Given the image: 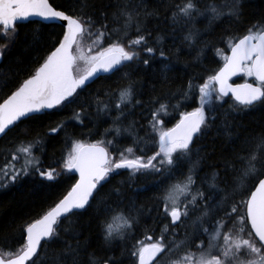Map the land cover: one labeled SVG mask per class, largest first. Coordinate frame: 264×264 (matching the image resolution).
<instances>
[{"label":"snow or ice","instance_id":"snow-or-ice-1","mask_svg":"<svg viewBox=\"0 0 264 264\" xmlns=\"http://www.w3.org/2000/svg\"><path fill=\"white\" fill-rule=\"evenodd\" d=\"M109 9H112L110 22L119 27H109ZM173 9L171 20L174 25H187L195 17L205 15L211 23L239 19L242 0H224L222 4L212 0L203 8L199 0H182L174 4ZM155 15L157 10H150L144 0H115L114 3L113 0H108V3L102 0L99 5L94 0H68L66 9L53 7L49 0H0V59L20 39V22L29 21L30 17L64 22L61 25L62 38L52 46L43 62L20 81L10 95L0 100V136H7L18 122H22V118H33V114L59 108L66 101L72 102L70 98L78 94L77 90L100 72L129 69L125 73L129 83L119 90V102L115 107L123 114L121 105L140 104L135 100L137 82L131 80V74L136 70L134 65L137 61L150 65V59H142L141 51L154 58L156 49L148 46L151 33L144 34L143 21ZM133 29L136 36L129 38ZM114 35L116 41L102 47L105 39L111 40ZM86 36L95 37L93 44L101 46L94 54L91 46L87 52L83 50L82 41ZM197 36L198 32L189 28L184 39L194 42ZM123 40H127V44ZM229 47L230 55L224 49L216 50L222 56L223 66L205 82L195 85L192 80L188 81L181 95L187 99L198 88L200 105L190 112H182L173 127L165 128L161 116L167 115L170 107L179 105L154 98L152 103L158 107L151 112V133L134 139V145L138 146L153 138L152 134L158 136L159 150L153 155H134L137 148L130 146L120 151L119 159H115L103 146V141L92 144L71 141L64 167L78 172L79 178L62 199L23 227L18 246L7 241L0 246V264H120L115 256L97 257L94 252H87L88 242L81 241L71 217L78 214L77 210L91 207L92 202L101 196L111 174L119 169H128L134 176L142 172L163 174L185 165L190 167L184 179L169 186L165 192L163 212L171 218L172 225L182 224L191 209L203 201L202 214L194 224L198 225L202 235L207 236V247H204L205 241L197 236L196 239L200 240L195 245L199 249L198 255L189 251L172 264H264V131L246 138L244 144L238 146L239 150H233L223 161V172L216 170L203 178V183L211 190L207 196L196 188V169L204 159L196 145L214 123L208 106L214 100H223L229 95L241 110L253 109L257 104L264 106V27L253 25L246 35ZM159 54L167 59L163 50ZM81 64L85 66L83 69ZM240 74L252 78V82L229 83L232 77ZM107 107L105 104L104 109ZM82 113L83 109L74 113L73 119L83 123ZM64 127V122H60L50 127L45 135L57 134ZM224 128L226 131L230 129L227 120ZM120 131L116 129L117 135ZM112 143L108 141V144ZM43 145L44 140L39 133L33 140L21 141L12 152L11 160L0 168V174L5 178L0 187H7L9 182L15 183L33 173L49 181L55 179L56 169H44L35 155L37 148L43 151ZM194 149L196 159H193ZM139 151L144 150L140 148ZM18 160L23 161L19 167L16 166ZM112 191L120 192L119 188ZM237 193L247 198L235 203ZM209 201L213 203L209 204ZM99 203L106 212L101 224L104 245L111 250L115 242L129 238L138 220L130 208L119 204L114 206L111 198H101ZM241 206L245 209L244 214H240ZM65 221L67 225L62 227ZM168 227H164L155 241H138V246H133L130 255L135 258L134 264H160L158 257L187 243L186 240L177 241L174 230L169 238L166 235ZM67 236L71 239L65 238ZM146 239L152 241L151 236Z\"/></svg>","mask_w":264,"mask_h":264},{"label":"trees","instance_id":"trees-1","mask_svg":"<svg viewBox=\"0 0 264 264\" xmlns=\"http://www.w3.org/2000/svg\"><path fill=\"white\" fill-rule=\"evenodd\" d=\"M49 1L58 9H66L68 6V0ZM94 2L99 5L102 0ZM103 2L108 3V0ZM181 2L182 0H144L150 10H157V15L147 17L143 21V27L146 29L144 34L151 33L148 36V46L155 48L156 52L154 58H150L149 54L141 51L142 59H150V65L145 66L137 61L134 65L136 70L131 74V80L137 82L135 100H139L140 104L133 102L127 107L121 105L123 114L115 107L119 102V90L129 83V78L125 76L129 69L122 68L99 75L82 89H78V94L70 98L72 102L66 101L59 108L33 114V118H22V122H18L7 136L0 137V168L11 160L12 152L21 141L33 140L39 133L44 140L43 151L37 148L35 155L39 157L44 169L52 167L57 173L51 181L33 173L15 183L9 182L7 187H0V246L5 245L6 241L18 246L23 227L54 206L75 183V172L64 167V159L70 150L71 141H103L109 154L115 159H119L120 151L130 146L137 148L134 155H153L159 150L158 136L152 134L153 138L148 139L147 143L141 142L138 146L134 145V139L147 137L151 133V112L158 107V104L152 103L154 98L159 97L162 102L179 105L170 107L168 114L161 116L163 126L171 127L182 112L193 110L200 105L198 88L187 99L181 93L186 89L189 80L195 85L202 84L221 67L223 59L216 50L224 49L227 54L229 45L246 35L253 25L260 24L264 27V0H242V15L239 19H222L210 23L209 17L205 15L195 17L187 25H174L171 20L173 5ZM210 2L212 0H199L201 8ZM215 3L222 4L224 0H215ZM111 11L112 9H109V27H119L118 24L113 25L110 22ZM61 25L37 19L19 23L20 39L5 52L0 61V100L10 95L19 82L43 62L52 46L62 38ZM189 28L198 32L194 42L184 39ZM135 36L133 29L129 38ZM93 40L95 37L84 38L82 47L85 52L90 46L92 54L100 49L101 46L94 45ZM115 41L114 35L111 40L105 39L102 47H107ZM122 42L127 44V40ZM160 50L164 51L167 59L160 56ZM246 79L252 81V78L246 76L235 81ZM105 104L108 105L106 110ZM213 107L215 111H212ZM82 109L83 123H80L73 119V115ZM208 111L210 116L214 117V123L208 134L197 142L196 147L200 149V156L204 159L195 173L196 188L204 191L206 196L211 190L203 183V178L216 170L223 172L224 159L229 158L233 150H239L238 146L243 145L246 138L264 131V106L259 104L253 109L241 110L231 96H228L223 100H214L213 104L208 106ZM225 120L230 126L228 131L224 128ZM60 122L65 124L63 130L57 134L45 135L50 127H55ZM117 128L121 130L119 135L116 133ZM108 141L113 143L108 144ZM140 148L144 151H139ZM193 159H196L195 149ZM189 167L190 165H185L179 170L165 171L163 174L142 172L131 176L128 169H119L111 174L101 190V196L92 202V206L77 210L78 214L71 217L80 233L81 241L88 242L87 252H94L97 257L115 256L120 264H134L135 258L130 255L133 246H138V241H155L168 225L166 235L169 238L174 230L175 239L186 240L187 243L171 253L162 254L158 260L160 264H172L189 251L198 255L199 249L195 245L199 244L200 240L196 237L199 236L205 241V247L207 236L199 232L194 221L202 214L204 202L201 201L197 207L192 208L188 218L178 225H172L171 218L163 212L166 190L177 181L183 180ZM2 181L4 180L0 179V182ZM115 188H119L118 194L112 191ZM219 195L222 196L223 193ZM101 198H111L114 206L119 204L121 207L130 208L138 220L129 238L115 242L111 250L104 245L101 232V224L106 215L99 203ZM242 198L247 197L237 193L234 202L239 203ZM239 211L244 214V207L241 206ZM66 225L67 221L62 227ZM208 226L211 227V224L208 223ZM147 236H151L152 241L147 240ZM65 238L71 239L70 236ZM49 254H52L51 250Z\"/></svg>","mask_w":264,"mask_h":264},{"label":"water","instance_id":"water-1","mask_svg":"<svg viewBox=\"0 0 264 264\" xmlns=\"http://www.w3.org/2000/svg\"><path fill=\"white\" fill-rule=\"evenodd\" d=\"M49 3H50V1H49ZM54 7V6H53ZM32 19H37V20H40V21H43L42 20V18H40V17H30L29 18V20H32ZM43 22H54V23H60V24H63L64 22H62V21H43ZM243 37V36H242ZM241 37V38H242ZM238 41V40H237ZM228 54L230 55V50H229V52H228ZM2 59H0V61H1ZM223 66V64L221 65V67ZM219 70V69H218ZM217 70V71H218ZM106 72H100V73H98L95 77H93L92 79H90L89 81H87L86 83H88V82H90V81H92L93 79H95L96 77H98L99 75H101V74H105ZM107 73H109V72H107ZM243 74H240V75H237V76H234V77H232V79H235V78H238V77H240V76H242ZM231 79V80H232ZM229 81V83H234V84H242V83H244L245 81H242V82H232V81ZM248 82H251V81H248ZM229 96H231V95H229ZM47 110H49V109H47ZM173 127V126H172ZM0 137H2V136H0ZM85 144H92V143H85ZM74 171V170H73ZM76 174H77V179L79 178V173L78 172H76V171H74ZM76 179V180H77ZM76 182V181H75ZM75 184V183H74ZM71 189V188H70ZM69 189V190H70ZM67 194V193H66ZM65 194V195H66ZM63 198V197H62ZM61 198V199H62Z\"/></svg>","mask_w":264,"mask_h":264},{"label":"rangeland","instance_id":"rangeland-1","mask_svg":"<svg viewBox=\"0 0 264 264\" xmlns=\"http://www.w3.org/2000/svg\"><path fill=\"white\" fill-rule=\"evenodd\" d=\"M22 163H23L22 160H18V161L16 162V166L19 167ZM0 179H1V180H4V179H5V178L3 177L2 174L0 175Z\"/></svg>","mask_w":264,"mask_h":264},{"label":"flooded vegetation","instance_id":"flooded-vegetation-1","mask_svg":"<svg viewBox=\"0 0 264 264\" xmlns=\"http://www.w3.org/2000/svg\"><path fill=\"white\" fill-rule=\"evenodd\" d=\"M83 67H85L84 65L81 67V69H83Z\"/></svg>","mask_w":264,"mask_h":264}]
</instances>
